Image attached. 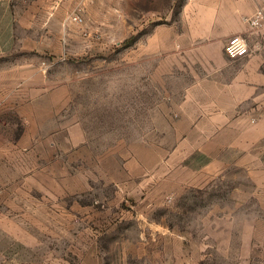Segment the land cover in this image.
<instances>
[{"label":"rangeland","instance_id":"rangeland-1","mask_svg":"<svg viewBox=\"0 0 264 264\" xmlns=\"http://www.w3.org/2000/svg\"><path fill=\"white\" fill-rule=\"evenodd\" d=\"M65 3L66 58L45 71L70 98L62 146H13L25 127L12 110L0 124V264H264V226L249 243L264 221L254 165L205 155L174 125L185 95L198 111L202 69L136 60L119 0Z\"/></svg>","mask_w":264,"mask_h":264},{"label":"crops","instance_id":"crops-1","mask_svg":"<svg viewBox=\"0 0 264 264\" xmlns=\"http://www.w3.org/2000/svg\"><path fill=\"white\" fill-rule=\"evenodd\" d=\"M65 5V0H0V124L12 110L25 127L24 143L11 141L13 146H62L70 98L45 71L66 58ZM259 13L264 16V0H119L125 28L120 44L134 35L136 60L152 67L168 62L202 69L198 111H187L185 95L183 109L175 114L174 125L185 140H192L187 133H199L194 148L205 155L238 151L239 163L260 166L249 167V179L264 191V151L257 153L264 147V29L249 23ZM236 36L246 38L253 53L231 60L225 46ZM208 133L213 134L208 138ZM78 140L80 146L86 137ZM257 225L264 221L248 223L253 246ZM248 260H256L255 251Z\"/></svg>","mask_w":264,"mask_h":264},{"label":"built area","instance_id":"built-area-1","mask_svg":"<svg viewBox=\"0 0 264 264\" xmlns=\"http://www.w3.org/2000/svg\"><path fill=\"white\" fill-rule=\"evenodd\" d=\"M73 21L81 24L83 23V18L80 15H74L72 17ZM250 26L254 29L261 30L264 29V16L262 13H259L249 21ZM225 53L231 60H239L245 58L253 53V49L249 46L246 38L242 36H236L231 38L226 46Z\"/></svg>","mask_w":264,"mask_h":264}]
</instances>
